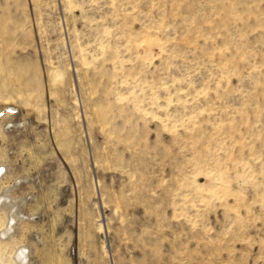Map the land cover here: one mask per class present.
Listing matches in <instances>:
<instances>
[{"label": "rangeland", "instance_id": "1", "mask_svg": "<svg viewBox=\"0 0 264 264\" xmlns=\"http://www.w3.org/2000/svg\"><path fill=\"white\" fill-rule=\"evenodd\" d=\"M0 264H264V0H0Z\"/></svg>", "mask_w": 264, "mask_h": 264}]
</instances>
